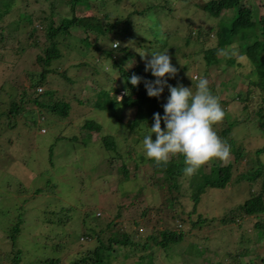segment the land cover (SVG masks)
I'll use <instances>...</instances> for the list:
<instances>
[{"label":"rangeland","instance_id":"rangeland-1","mask_svg":"<svg viewBox=\"0 0 264 264\" xmlns=\"http://www.w3.org/2000/svg\"><path fill=\"white\" fill-rule=\"evenodd\" d=\"M98 1L91 0L90 7L79 4L76 11L67 0L0 1V8L9 6V11L0 18V31L5 29L7 34L6 38L0 39V259L4 258L8 260L7 264H11L10 259L20 249V256L27 263L44 264L37 260L60 257L61 264H69L70 253L80 249L78 242L84 243L85 247L95 242L83 234L91 227H97L98 231L104 229L105 238L117 230L116 224L134 231L133 220L142 217L139 213L144 208H150L155 214L141 224V237L138 230L134 240L144 243L146 236L155 228L158 229V240L162 238L159 229L178 230L183 226L186 233L184 240L168 251L152 244L155 264H197L187 263L189 259L186 257L188 247H197V244L203 250L202 255L194 249L190 255L194 258L199 256L203 264H239L236 258L242 252H247L245 264L250 258L253 259L251 264H261L262 261L254 255L264 256V238L260 241L256 239L258 230L255 227L264 219V214H243L226 228L220 223L215 228H197L199 214L205 218L225 216L230 208L249 198L251 184H243L237 177L247 168L253 169L256 150L264 146L263 121L253 116L258 104L247 110L239 100L223 103L217 95L220 94L223 80L232 77L230 84L233 87L239 82L241 76L237 75L239 72H234V68L250 76L240 79L246 85L254 79L251 77H255V68L248 57H242L236 41L218 54L220 62L210 66L204 57L206 50L217 46L218 26L223 19L231 17L232 10L222 9V0H167L165 6L162 0H157L162 6L144 15L133 12V6L139 0L122 1L120 7L113 0L112 3L107 0L111 6L101 11L96 9ZM149 1L144 0V4ZM196 1L198 4L205 3L204 9L193 5ZM252 4L258 6L260 15H264V0H245L244 8L250 9ZM52 10L56 14V26L65 16L88 18L102 16L108 11L110 17L103 18L106 34L77 26L64 33V37H59L62 55L54 59L50 66L52 71L47 74V86L70 103V118L59 120L57 114L45 111L41 119L40 113L36 112L37 120L30 125V119H12L5 109L7 111L11 107L9 103L16 94L18 98L26 90L32 94L33 83L39 82L37 78L45 65L38 60V56L45 57L51 44L46 35L47 21H44V15H50ZM23 13H37L43 17L42 22L37 20L35 23L40 27L37 32H32L25 22L19 24ZM107 22L115 24L114 28H108ZM123 28L126 30L121 31ZM150 29L154 34L149 35ZM163 32L168 34L167 44L156 50L151 49L153 42L149 45L150 41L146 43L145 40H165ZM189 36L191 40L186 43ZM114 43L118 47L113 48ZM127 49L129 54L126 53ZM164 50H168L171 58L178 56L177 60L187 65L194 78L204 76L209 81L210 89L227 111V116L214 125V130L220 131L226 127L228 119L236 120L231 136L236 139L235 145L247 152L237 160L238 167L233 174L235 184L224 189L208 188L196 208L187 183L188 177L181 179L183 187L179 192H170L166 185L159 188L158 185L162 183L160 179L156 185L153 184L162 177V172L153 171L151 160L140 161L141 155H144L142 131H135L139 126L134 130L130 128L137 116L136 108L116 104L115 108L109 110L96 106L97 94L102 88L110 91L112 95L109 99L112 101L115 98L121 100L125 95L124 80L113 59L131 69L139 63H146L151 58L150 52ZM134 51L135 56L131 55ZM227 53L239 59L242 65H228ZM185 54L188 55L187 59H184ZM240 86H237V90ZM189 87L196 91V86ZM40 88L42 92L46 87L43 85ZM226 92L230 94L229 90H225L220 97L226 98ZM26 98L21 107L26 110L35 108L37 111V105L31 102L29 94ZM88 119L99 122L102 129L87 130L83 125ZM103 136L116 141V150L104 146ZM259 157L264 162V153ZM234 159L235 155L231 152L229 159L220 163L227 164ZM125 163L129 169L128 177L122 171ZM214 163L212 160L204 165L206 173H211ZM258 179L254 193H259L263 187L262 178ZM38 189L40 192H37ZM174 197L177 199L175 203H165L166 199ZM157 211L161 213L160 219ZM20 216L23 225L14 244L9 228ZM96 216L98 218L94 221ZM112 219L116 223L108 228L106 224L113 222ZM133 261L135 258L131 259Z\"/></svg>","mask_w":264,"mask_h":264},{"label":"trees","instance_id":"trees-1","mask_svg":"<svg viewBox=\"0 0 264 264\" xmlns=\"http://www.w3.org/2000/svg\"><path fill=\"white\" fill-rule=\"evenodd\" d=\"M1 1V0H0ZM70 2L73 11H76L77 6L79 4H84L85 7H90V1L91 0H67ZM96 1V0H94ZM125 0H113V3L116 2L117 6H121V2ZM149 1V0H148ZM149 1V3L144 4V0H139L136 2V4L133 6V12L137 14L143 13L144 15L148 11H152L157 6H162L160 3H157V0ZM164 3H162L164 6L166 5L167 0H162ZM183 1V0H182ZM244 2L245 0H222V9L226 10H232V15L228 19H223L218 26L217 34H218V43L217 46L208 49L205 51L204 57L206 58L207 65H212L214 63L220 62V59L218 58V54L220 52L225 51L226 46H229L233 44L234 41H236L239 44V47L241 49V55L247 56L250 60L252 66L255 68V77H251L254 79L249 80L248 85L245 84V81H241V78L246 79L250 77L249 75H246L243 71H237L234 68V72H239L237 74L238 76H241L239 79V82L236 83V86L233 87L230 82L231 78H228L227 80H223L220 85V94L223 93L225 90H229L230 94H227L226 92V98H221L220 94L217 93L218 97L221 99L223 103H230L234 100H239L242 102L247 110L248 108L251 109L252 106L258 107L254 110L253 116H257L256 120H262L264 125V15L259 14L258 6L253 5L250 9L244 8ZM112 3V0H111ZM98 9L106 10L108 7L111 6L110 3H108L107 0H99L98 1ZM188 4V3H187ZM203 4V5H202ZM202 4H198L196 1L193 5L200 6L201 9L206 6L205 3L202 2ZM142 5L140 8L139 6ZM188 6L191 8V5L188 4ZM122 10V9H119ZM6 11H9V6L0 8V18L4 16V13ZM126 13V12H123ZM44 15V13L42 12ZM121 15V14H120ZM21 22H25L26 25L32 30V32H37L39 30V26L35 25L37 20H41L42 22V16H39V14L33 13H23ZM44 21L46 20L47 25L46 27V35L48 40L51 42L49 48L47 49V52L45 54V57L38 56V60H41L42 63L45 65V68L42 70V73L39 75V82L36 84L33 83L34 91L32 94L28 93L27 90L22 92L20 94V98H18L17 94L12 99V101L9 103L11 105L10 108L5 109V112L8 113V115L12 119H17L19 117H25L30 119V125L34 124V122L37 120L35 118L36 112H39V117L42 119L44 115V112L47 111L51 114H54L58 117L59 120L62 119H68L70 118L71 113V105L68 101L62 99L55 89L50 88L47 86V74L52 71L50 69V66L52 65V62L54 59H57L62 55V51L59 47V37H64V33H67L71 31V28L81 26L87 30H94L101 34L107 33V28L104 25L103 18L110 17V13L108 11L105 12L102 16H89L80 18L73 16H65L59 25H55L56 19L54 18L56 14H54V10L51 11L50 15L45 14L44 15ZM59 16V15H58ZM125 16V15H124ZM128 16V14H127ZM17 20V19H15ZM129 20L127 21V23ZM109 23L108 28H114L115 24ZM111 26V27H110ZM18 27V26H17ZM43 27V26H42ZM126 28V27H125ZM123 28L124 31L126 30ZM150 28V27H149ZM5 29H1L0 31V39L6 38L7 34H5ZM164 32H168V30H165ZM165 40L163 39L160 41L158 38H152L151 40H145L146 43L149 45L153 42V47L151 49L156 50V48H161L167 44V33H164ZM117 34L119 32H116ZM156 33V32H155ZM154 34V31L150 29L149 35ZM200 34V32L198 33ZM87 39V38H86ZM191 40V37L186 38V43ZM138 54H141V51L136 49ZM136 51L131 53L133 56H135ZM126 53H130V51L127 49ZM110 58H114V56H111L112 54L107 53ZM137 54V55H138ZM228 56V65H231L233 63H237V65H242L241 62H239V59L234 58L231 54L227 53ZM187 59L188 55H184ZM189 57H192V55H189ZM179 59L178 56L172 57V64L177 68V74L175 78L169 79L168 83L173 86L183 85L184 87L189 86H196L198 80L200 79L199 76L194 78L193 73H190V70L188 71L187 65L183 63ZM194 56L192 57V59ZM100 59V58H98ZM183 59V60H184ZM238 61V62H237ZM114 66H117L119 73L123 77L124 83L123 87L125 89V95L121 100H117L115 98V101L110 100V91L107 89H101V91L97 94L98 99L96 100V106H98L101 109H112L116 107V104H119V106L127 107H135L137 111L136 119H134L131 122L130 128L134 130L135 127L139 126L138 130L135 131H142V138L147 133L148 126L151 127L153 123V114L154 113H160L163 115V107L162 105L166 103V99L169 95L167 88H165V91L162 93L159 99L157 98H150L147 95V91L144 87L143 81L139 84V86L134 87L129 82V77H131L133 74L144 77L147 80H154L155 78L151 76L150 72H145V63H139L138 65L134 66L131 69H127L125 66H122V64L118 63L117 59H113ZM225 70V69H223ZM96 72L99 73L100 71L96 67ZM234 74V76H237ZM202 78V77H201ZM204 78V76H203ZM187 81V82H186ZM239 90H237V86L240 85ZM45 85V90L40 91L39 88L43 87ZM135 93V94H133ZM29 94L31 102H34L37 105V111L35 108H32L30 110L23 109L21 107V103L24 102L27 98L26 95ZM113 96H116L114 94ZM106 97V99H105ZM244 101V102H243ZM224 109V107L222 106ZM148 110H150V114L148 113ZM226 116L227 111L224 109ZM20 113V114H19ZM32 113V115L29 117L28 115ZM23 114V115H22ZM144 115V116H143ZM61 119H60V118ZM253 120V119H252ZM13 121V120H12ZM14 123V122H13ZM236 120H230L228 119L226 127H223L220 131L217 129L215 130L219 137H221L224 141H226L231 148V152L235 155L234 160H231L227 164L220 163L219 160H214V164L212 165V171L211 173H206L204 169V165L199 169V171L189 177L184 174L183 169L185 167L184 164V158L181 155H177L175 157H172L168 163V165L165 166H158L155 164L154 161L152 162V169L155 172H162L161 178H158L154 185L157 184L158 180L160 179L162 181L161 185H158L159 188H163L165 185L167 189L171 191H181L183 187V183L181 182L182 178L188 177V184L190 188V194L195 201V208L198 205V203L201 200L202 194L206 192L208 188H221L224 189L225 187L229 186L230 184H235L233 181V174L235 172V169H237V160L239 158H242L245 156L247 152H245L242 148L237 147L235 145L236 139L231 136L232 131L234 129V126L236 125ZM15 125V123H14ZM16 127V125L14 126ZM83 127L87 128V130H101L102 126L99 122H97L94 119H88L85 121ZM162 129L164 128L163 122L161 124ZM142 128V129H141ZM30 129H28L29 132ZM263 132H264V126H263ZM20 137H22L21 134H19ZM153 139H155V136L153 135ZM103 143L104 146L107 149H114L117 148L116 141L111 137L103 136ZM51 149V153H52ZM264 153V146L261 148H258L256 150L257 157L254 159L253 169L247 168L245 171H243L238 177L237 180L240 181L243 184H251V194L248 199L245 200L244 203H240L235 207L230 208V211L225 216H213V217H203L202 214L198 215V225L197 228L199 230H204V228H215V225L217 224H224L225 228L229 227L231 225V222H234L237 220L238 216H242L243 214L252 216V215H262L264 214V162L259 157L260 154ZM150 159L146 158V156L141 155V163H144L145 161H148ZM136 163V162H135ZM140 163V164H141ZM138 166V165H136ZM113 169H111V172ZM122 171L124 172L125 177H128L129 175V169L126 166V163L122 166ZM261 177L263 181V187L259 191V193H254V188L257 186L258 178ZM37 192H40V189L37 190ZM177 199L174 197L172 199H166L165 203H169V205H172V203H175ZM152 210V209H151ZM158 219L160 216V211H157ZM228 212V211H227ZM192 212L189 213L191 215ZM142 217L133 220V223L135 224V230L134 231H128L124 227H122L121 224H116L117 230L110 233V235H107L105 238L103 236L104 229L101 231H98L97 227H91L89 231H86L83 233L84 235H87V239H94L95 242L91 243V245L85 247L84 243L78 242V245L80 246V249L76 252H71L69 257V264H155L156 263V256L154 251V245L160 246L163 250L168 251L172 246L176 245L177 243H180L184 240L186 233L183 230V226L181 229L178 230H172L170 228L165 229H159V233L161 235V239L158 240V235L156 234V231L158 229H154V232H152L150 235L146 236V240L144 243H142L140 240H134V237L137 236V232L139 230V227L141 224L145 221L147 222L148 219H150V216L155 214L154 212L150 211V208H144L142 212L139 213ZM119 218V215H117ZM176 218V216H173ZM96 216L94 218L97 219ZM113 222H109L106 224L108 228H110L114 223H116V220L112 219ZM182 220L187 221L185 218H182ZM211 222L213 223L212 225ZM158 225L160 224L157 223ZM155 226H158V225ZM230 224V225H229ZM23 225V218L20 216L18 220L9 228L10 232V238L16 244V237L21 232V227ZM98 225V224H97ZM207 226V227H205ZM223 230H226V229ZM258 231L256 233V239L257 240H263L264 238V231L260 229H264V219L260 220L255 227ZM140 230H139V237L140 236ZM89 237V238H88ZM79 238V237H78ZM192 245V243L190 244ZM192 249H194L197 253H200V256L203 253V250L199 247L197 244V247H188V251H186V257H188V262H195L197 264H203V260L197 256L194 258L190 255V252H192ZM21 250L19 249L18 253L15 254L10 259L11 264H35V263H27L24 260H22L20 254ZM247 252H242L237 255L236 262L239 264H245L247 261L246 256ZM6 253H4L5 257ZM236 256V255H235ZM256 258H259L262 263L264 264V256L260 255H254ZM252 256V257H254ZM135 258V261L131 262V259ZM125 260L130 261L129 263H126ZM247 264H251L252 258L248 259ZM8 260H5L4 258L0 259V264H7ZM39 263L44 264H61V258L59 257H47L46 259H38ZM63 262V261H62ZM207 264V263H206ZM208 264H221V263H208Z\"/></svg>","mask_w":264,"mask_h":264},{"label":"clouds","instance_id":"clouds-1","mask_svg":"<svg viewBox=\"0 0 264 264\" xmlns=\"http://www.w3.org/2000/svg\"><path fill=\"white\" fill-rule=\"evenodd\" d=\"M116 47L118 44L114 43L113 48ZM150 56L144 70L155 79L133 74L129 82L137 87L143 81L150 98L159 99L165 88L169 95L162 105L163 115L153 114V123L143 137V154L156 165L165 167L172 157L181 155L185 164L183 172L189 177L212 160L226 162L231 154L230 145L214 130V125L221 122L226 113L210 89L209 81L200 78L195 92L191 87L173 86L168 80L175 78L177 68L168 50L150 52Z\"/></svg>","mask_w":264,"mask_h":264},{"label":"bare ground","instance_id":"bare-ground-1","mask_svg":"<svg viewBox=\"0 0 264 264\" xmlns=\"http://www.w3.org/2000/svg\"><path fill=\"white\" fill-rule=\"evenodd\" d=\"M39 90H41V88H39Z\"/></svg>","mask_w":264,"mask_h":264}]
</instances>
